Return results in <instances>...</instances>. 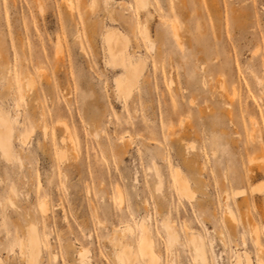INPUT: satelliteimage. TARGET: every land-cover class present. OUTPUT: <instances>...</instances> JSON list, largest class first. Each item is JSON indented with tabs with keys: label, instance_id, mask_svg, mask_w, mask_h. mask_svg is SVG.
Segmentation results:
<instances>
[{
	"label": "rangeland",
	"instance_id": "rangeland-1",
	"mask_svg": "<svg viewBox=\"0 0 264 264\" xmlns=\"http://www.w3.org/2000/svg\"><path fill=\"white\" fill-rule=\"evenodd\" d=\"M68 2L0 0V110L14 137L0 152L1 264H25L30 227L46 243L38 264H147L116 259L120 244L139 251L142 221L160 264H200L190 232L210 264H264V0ZM112 30L142 60L128 99Z\"/></svg>",
	"mask_w": 264,
	"mask_h": 264
},
{
	"label": "bare ground",
	"instance_id": "bare-ground-1",
	"mask_svg": "<svg viewBox=\"0 0 264 264\" xmlns=\"http://www.w3.org/2000/svg\"><path fill=\"white\" fill-rule=\"evenodd\" d=\"M68 1L69 0H67V3H69ZM103 1L105 3H108L111 0H103ZM137 2L139 7L143 11H146L147 6H149L150 4V0H137ZM173 30L172 31L175 39H178V34L176 33L177 31H175L176 29L173 28ZM142 32L144 33L143 35L146 41L151 46H153L154 41L146 25L143 27ZM104 40L107 45V50L110 56L111 64L113 66H119L120 68L123 69L124 72L123 78L116 83L117 94L119 95V97L122 96L128 99L131 95L130 93L133 92L132 89H135L140 77L142 76V62H141L142 60L138 61L134 59V56L130 51L129 40L126 37H124V35L123 36L120 35V33H118L117 31L112 30L110 32H107V34H105ZM30 82L32 83V81ZM30 82L26 83L27 87L31 86ZM12 123L13 122L11 121L9 115L4 114L3 111L0 110V152L3 155L8 154L12 148V140L14 138L12 133L13 132ZM175 179L178 186V191L181 194V196L190 197V190L186 180L178 172H176L175 174ZM228 208L226 212L229 218L232 219L233 221L235 217V215H233L234 212H232V210ZM124 225L125 226L122 228L121 231L122 236H124L125 234L134 235L135 233L134 227L130 223H126ZM164 227L166 229V235L169 241L172 242L176 238L172 226L168 225V223H164ZM139 230H140V234L138 236L139 251H133L129 245L120 244L116 253L117 261L122 262L124 259H126L130 262H134L137 259L138 254H141L146 259L147 264H160L161 257L155 250V244H154L155 241L153 242L152 240L150 228L147 226L145 222L142 221L139 225ZM252 232H253V236L255 237L256 244L260 247L261 244L259 243V233H258V229L255 226L252 227ZM36 233L37 232L35 231V228L33 229V227L28 228L25 232L26 239H25V243L23 242L24 246L21 250V255L24 259L25 264H38L40 258V250L42 247L46 246L45 240L42 237H39L40 235L38 236ZM189 234H190V242L192 244V247L196 253L198 260L200 261V264H210L209 259L205 252L203 239L200 236H195L193 232H190ZM78 253H79V258L80 256L82 258V256L84 257L85 255L84 251L82 250H79ZM237 261H238L237 264H239L240 260L237 259ZM247 262L249 261H246V263ZM1 263L2 262H0V264Z\"/></svg>",
	"mask_w": 264,
	"mask_h": 264
}]
</instances>
